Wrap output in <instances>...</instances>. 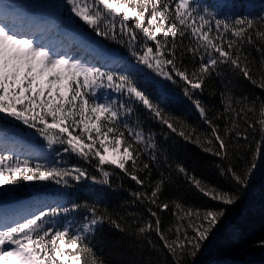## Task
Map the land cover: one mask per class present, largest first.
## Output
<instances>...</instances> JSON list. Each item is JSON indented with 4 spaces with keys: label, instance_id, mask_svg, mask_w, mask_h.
Listing matches in <instances>:
<instances>
[{
    "label": "snow or ice",
    "instance_id": "6c2138e0",
    "mask_svg": "<svg viewBox=\"0 0 264 264\" xmlns=\"http://www.w3.org/2000/svg\"><path fill=\"white\" fill-rule=\"evenodd\" d=\"M66 4L97 35L126 43L137 62L133 65L134 72L117 75L58 56L31 37L20 35L14 24H5L6 6H0V114H4L0 119L12 118L35 128L49 147L64 146L62 152L74 153L89 163L97 160L102 179L89 176L79 166L58 167L56 161L50 166L32 165L26 159L0 153V186L25 181L54 182L63 187L86 181L110 185L111 174L104 166L112 167L140 186V190L131 191L130 195L134 202L144 205L149 219L138 225V234L147 239V234L155 233L171 264H190L189 258L201 250L225 212L223 209L201 211L176 203L177 211L172 213L175 221L162 228L159 213L168 211L170 205L161 197L170 177L159 173L157 179H151L152 166L160 163V144L153 132L144 128L140 114L161 126L165 133L200 146L206 143L204 151L229 162L218 166L219 174L237 187L246 186L251 170L238 172L230 160L233 147L242 148L241 142L248 141L247 129L256 130V125L246 119L254 108L246 103L233 107L231 97L222 96L226 107L210 116L200 97L207 81L225 74L241 77L264 91V71L259 79L254 76L246 52L247 45L255 47L264 66V15L259 20L249 14L229 21L198 9L193 0H66ZM138 65L182 87L184 96L205 125L204 139L195 127L182 124L161 106L162 100L170 104L171 99L161 94L158 81L136 78L142 71ZM102 89L118 94L117 99L95 102ZM259 115L260 131L264 133V100L260 101ZM240 121L247 128L241 129ZM175 172L211 201L231 206L239 198L238 193L224 191L219 186L206 188L207 182L183 165H177ZM81 211L82 215H73L66 225L51 226L52 218ZM105 223L124 231L95 204L73 203L71 208L41 209L14 223L0 224V261L97 264L93 240ZM147 243L152 245V240L147 239ZM261 246L264 247V242Z\"/></svg>",
    "mask_w": 264,
    "mask_h": 264
},
{
    "label": "trees",
    "instance_id": "16d2710c",
    "mask_svg": "<svg viewBox=\"0 0 264 264\" xmlns=\"http://www.w3.org/2000/svg\"><path fill=\"white\" fill-rule=\"evenodd\" d=\"M193 4L198 9H205L219 18L229 21L233 17L239 18L240 15L249 14H251V18L259 20V17L264 15V0L254 2L249 0H193ZM88 30L86 29L87 32ZM90 31L93 35H97L93 29ZM97 37L112 53L124 60L137 63L126 43L117 42L100 35ZM257 43L260 42L257 40ZM246 52L251 61L253 74L259 79L261 71H264V66L260 63V53L251 45L246 46ZM97 66L102 67L100 64ZM138 66L142 71L136 74V78L150 77L174 91L179 99L169 97L171 103L165 104L162 100L161 106L174 118H178L182 124L195 127L197 133L201 134V139H204L203 129L205 125H203L190 101L184 96L182 87L179 84L174 85L156 77L151 70L144 68L143 65ZM102 70H109L117 75L134 72L131 66H113ZM106 90L108 89L99 90L98 95ZM222 96L225 98L230 96L233 107L239 108L246 103L254 108L252 112L248 113L246 119L256 125V130L247 129L248 141L246 143L241 142L244 144L242 148L233 147L234 155L230 160L231 165L238 172H242L244 169L251 170L247 185L242 187H237L227 177H222L219 174L218 166H226L229 162L204 151V146H207L206 143L204 146H200L193 142H186L175 134L165 133L161 126L150 118L144 117L143 113L140 114L144 128L150 129L160 144V163L152 166L151 179L153 181L157 179L159 173L170 177L161 197L162 201L168 202L170 205L168 211L159 213L162 228L166 229L175 221L176 218L172 213L177 211L174 207L176 203H181L185 208L200 209L201 211L204 209H223L225 215L209 239L202 243L201 250L197 255L194 258H189L190 264H264V247L261 246V242H264V133L260 131L259 124V104L261 100H264V91L253 86L247 80L231 74H225L219 78L214 77L206 82L203 95L200 97L210 116L218 111H223L226 107L222 101ZM117 97L118 94L113 101ZM243 98H247V100L245 101ZM238 101L241 103L238 104ZM8 123L9 128L21 133V128L15 125L13 121L8 120ZM217 123L223 124L222 121H217ZM239 123L241 129L247 128L244 121ZM24 132L31 134L27 129H24ZM166 135L168 138H165ZM32 138L38 142L48 143L41 134ZM63 156L62 160L67 162L66 166H79L86 169L89 176L102 179L101 171L96 167L97 160L94 159L89 163L79 159L74 153H64ZM21 157L23 156H13L14 159ZM177 165H183L197 178H202L207 182L206 188L219 186L224 191L238 193L237 202L231 206H224L204 197L183 177L176 174ZM104 168L111 174L110 185L93 183L92 186H89L86 184L88 181L80 184L72 183L70 187H63L66 196L61 205L71 208L73 203L89 206L95 204L100 212L106 217L116 220L124 229V231H120L105 223L95 233L93 247L97 264H171L170 256L163 249L155 233L147 234V239L152 240V245H149L147 239L141 237L137 232L138 225L149 219L144 205L134 202V198L130 195L131 191L140 190V186L123 176L119 170L109 166H104ZM141 175L143 176V174ZM144 190L150 191V189ZM82 214L81 211L52 218L51 226L66 218H73V215L80 216ZM48 226L49 222H46L45 227Z\"/></svg>",
    "mask_w": 264,
    "mask_h": 264
},
{
    "label": "rangeland",
    "instance_id": "374dc122",
    "mask_svg": "<svg viewBox=\"0 0 264 264\" xmlns=\"http://www.w3.org/2000/svg\"><path fill=\"white\" fill-rule=\"evenodd\" d=\"M249 1L254 2L256 0ZM37 5L40 6L38 7ZM0 6H6L4 7V12L8 17L4 19L5 24H14L16 26L15 30L20 35L31 37L37 44L42 45L44 43L42 46L49 49L54 54L59 53V56L70 57L73 60H78L88 65L106 62L108 63L107 66L114 63L115 65L121 64L117 62V59L99 42L97 36H94L90 32L86 34L80 29L78 24H83L90 30L92 28L78 17H75L74 13L70 11V6L66 4V1L0 0ZM8 8H13L15 11L8 12ZM38 20H42V26L48 27V32L46 28H43L41 33H34L33 29ZM26 21L32 22L27 27H31V30L25 28L24 25H26ZM55 26L58 28L62 26V29H57ZM59 35L66 36L67 40L60 41L56 38ZM124 65L133 66L136 64L125 62ZM152 80L157 81L154 79ZM157 87L162 95L166 94L168 97L179 99L174 91L165 84L159 82ZM110 96L109 93H106V95L102 97L95 98V102L106 103L110 100ZM3 116L4 114H0V118H3ZM8 120L18 125V127L21 128L20 131L24 133V135L18 134V131L14 132L11 128H8ZM40 127H43V125H40ZM24 129H27L31 134L24 132ZM37 134L40 135L35 128H29L20 121H16L12 118L0 119V153L19 154L23 152L28 158L32 159L30 162L32 165L41 163L45 166H50L56 161L57 163L55 166H66L62 160V157H64L62 146L52 145L49 147V144L37 143L31 138ZM41 140H43V138H41ZM86 184L89 186L93 185L91 181L86 182ZM64 192L63 186L56 185L54 182L25 181L18 185L0 186V224L14 223L25 217L31 216L39 212L48 202L49 205L54 203L55 206H60L64 201ZM71 220L72 219L65 220L57 227L66 225V223ZM0 264H4V262L0 261Z\"/></svg>",
    "mask_w": 264,
    "mask_h": 264
},
{
    "label": "bare ground",
    "instance_id": "6f19581e",
    "mask_svg": "<svg viewBox=\"0 0 264 264\" xmlns=\"http://www.w3.org/2000/svg\"><path fill=\"white\" fill-rule=\"evenodd\" d=\"M39 4H41V3H39ZM38 7L40 6V5H37ZM37 9V8H36ZM41 9V8H40ZM15 11V9H13V8H8L7 9V11L8 12H12V11ZM61 28H62V26H61ZM56 38H58L60 41H65V40H67V38H66V36H63V35H59V36H57ZM59 53H57L56 55H58ZM59 56V55H58Z\"/></svg>",
    "mask_w": 264,
    "mask_h": 264
}]
</instances>
